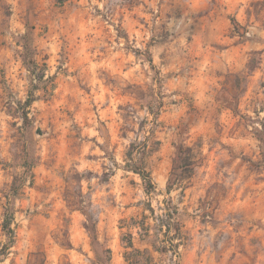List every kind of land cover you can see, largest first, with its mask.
<instances>
[{
    "label": "clouds",
    "instance_id": "1",
    "mask_svg": "<svg viewBox=\"0 0 264 264\" xmlns=\"http://www.w3.org/2000/svg\"><path fill=\"white\" fill-rule=\"evenodd\" d=\"M0 264H264V0H0Z\"/></svg>",
    "mask_w": 264,
    "mask_h": 264
}]
</instances>
